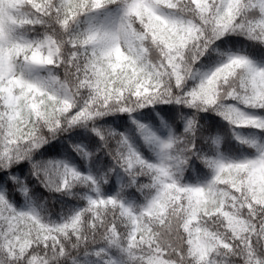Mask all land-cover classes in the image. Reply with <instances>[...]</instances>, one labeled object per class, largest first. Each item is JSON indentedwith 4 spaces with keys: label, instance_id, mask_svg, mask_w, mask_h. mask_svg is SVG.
Listing matches in <instances>:
<instances>
[{
    "label": "snow or ice",
    "instance_id": "obj_1",
    "mask_svg": "<svg viewBox=\"0 0 264 264\" xmlns=\"http://www.w3.org/2000/svg\"><path fill=\"white\" fill-rule=\"evenodd\" d=\"M0 264H264V0H0Z\"/></svg>",
    "mask_w": 264,
    "mask_h": 264
}]
</instances>
